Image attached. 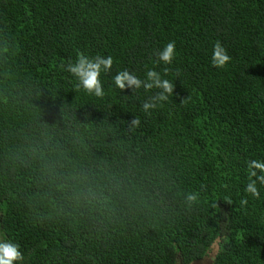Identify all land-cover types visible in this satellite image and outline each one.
<instances>
[{
	"label": "trees",
	"instance_id": "1",
	"mask_svg": "<svg viewBox=\"0 0 264 264\" xmlns=\"http://www.w3.org/2000/svg\"><path fill=\"white\" fill-rule=\"evenodd\" d=\"M169 41L173 62L157 64ZM78 52L114 57L104 97L60 69ZM150 68L175 89L149 116L158 89L112 77ZM250 159L264 160V0H0V240L20 245L13 264H191L215 248L214 264H264Z\"/></svg>",
	"mask_w": 264,
	"mask_h": 264
},
{
	"label": "clouds",
	"instance_id": "2",
	"mask_svg": "<svg viewBox=\"0 0 264 264\" xmlns=\"http://www.w3.org/2000/svg\"><path fill=\"white\" fill-rule=\"evenodd\" d=\"M176 55V42L169 41L165 46L156 52V63L170 65ZM231 56L228 54L226 47L217 40L213 45L211 63L214 67L223 68L230 61ZM114 57L111 55L96 54L88 56L83 52H78L75 60L69 59L67 63L59 65L63 72L69 73L76 80V89L83 91L86 94L96 97H104L105 89L101 79L102 74H109L113 68ZM171 71L170 68L163 69L164 76H167ZM179 76V70H177ZM114 86L121 91L126 88H132L135 92L143 88L145 92H152L153 89H158L153 95H150L143 103L142 110L145 115H151V110L156 109L163 102L169 100V97L174 93L175 85L167 78H164L160 72L154 68H150L145 72V78L141 79L135 73L128 69L119 70L112 77ZM187 98L182 99L181 103H185ZM141 119L135 117L131 121L133 128H139ZM247 176L248 182L245 185L244 192L254 199L260 198L259 185H264V160L250 159L247 161ZM188 207L192 210L199 203L198 192H188L185 197ZM224 200L231 204L230 197H224ZM242 206L248 204L247 196L240 200ZM215 203L213 207H215ZM24 256L20 250V245L13 243L10 240H0V264H13L14 261L23 260Z\"/></svg>",
	"mask_w": 264,
	"mask_h": 264
},
{
	"label": "water",
	"instance_id": "3",
	"mask_svg": "<svg viewBox=\"0 0 264 264\" xmlns=\"http://www.w3.org/2000/svg\"><path fill=\"white\" fill-rule=\"evenodd\" d=\"M215 254H216V251L210 252L205 257L194 260L191 264H214Z\"/></svg>",
	"mask_w": 264,
	"mask_h": 264
},
{
	"label": "rangeland",
	"instance_id": "4",
	"mask_svg": "<svg viewBox=\"0 0 264 264\" xmlns=\"http://www.w3.org/2000/svg\"><path fill=\"white\" fill-rule=\"evenodd\" d=\"M214 251H217V248H215V250Z\"/></svg>",
	"mask_w": 264,
	"mask_h": 264
}]
</instances>
